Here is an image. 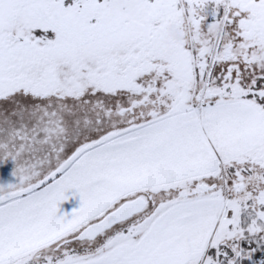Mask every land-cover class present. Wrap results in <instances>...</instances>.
<instances>
[{
  "label": "snow or ice",
  "instance_id": "1",
  "mask_svg": "<svg viewBox=\"0 0 264 264\" xmlns=\"http://www.w3.org/2000/svg\"><path fill=\"white\" fill-rule=\"evenodd\" d=\"M9 159L0 264H264V0H0Z\"/></svg>",
  "mask_w": 264,
  "mask_h": 264
},
{
  "label": "crops",
  "instance_id": "2",
  "mask_svg": "<svg viewBox=\"0 0 264 264\" xmlns=\"http://www.w3.org/2000/svg\"><path fill=\"white\" fill-rule=\"evenodd\" d=\"M68 195H69L68 200L60 202L58 214L68 213L70 215L74 208H79L80 206L79 194L76 193L74 189H72L69 190Z\"/></svg>",
  "mask_w": 264,
  "mask_h": 264
},
{
  "label": "flooded vegetation",
  "instance_id": "3",
  "mask_svg": "<svg viewBox=\"0 0 264 264\" xmlns=\"http://www.w3.org/2000/svg\"><path fill=\"white\" fill-rule=\"evenodd\" d=\"M11 162V160H10ZM14 162V161H12ZM11 162V163H12ZM9 164V163H8ZM8 164H7V167H8ZM15 164V162H14ZM10 169V168H9ZM6 172H10L8 169L5 170ZM3 171L2 169V163H0V184H8V183H15L17 182V177H15L12 173L13 171H11V173H6Z\"/></svg>",
  "mask_w": 264,
  "mask_h": 264
},
{
  "label": "clouds",
  "instance_id": "4",
  "mask_svg": "<svg viewBox=\"0 0 264 264\" xmlns=\"http://www.w3.org/2000/svg\"><path fill=\"white\" fill-rule=\"evenodd\" d=\"M168 31H169V35L173 37L174 39L183 38L181 32L175 26H170Z\"/></svg>",
  "mask_w": 264,
  "mask_h": 264
},
{
  "label": "trees",
  "instance_id": "5",
  "mask_svg": "<svg viewBox=\"0 0 264 264\" xmlns=\"http://www.w3.org/2000/svg\"><path fill=\"white\" fill-rule=\"evenodd\" d=\"M10 160L11 159H9V160H6V161H4L3 163H2V169H3V171L4 172H6L5 170H9L10 172H6V173H11V171H13V169L15 168V164H14V162H12V160H11V162H10ZM9 163V164H8ZM7 164H8V167H7ZM10 168V169H9Z\"/></svg>",
  "mask_w": 264,
  "mask_h": 264
}]
</instances>
